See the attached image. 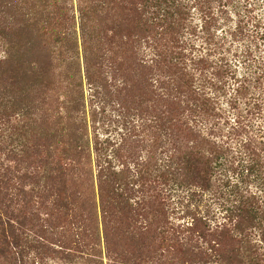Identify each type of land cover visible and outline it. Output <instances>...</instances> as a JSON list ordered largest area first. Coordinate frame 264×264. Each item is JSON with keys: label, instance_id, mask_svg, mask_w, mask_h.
Wrapping results in <instances>:
<instances>
[{"label": "trees", "instance_id": "obj_1", "mask_svg": "<svg viewBox=\"0 0 264 264\" xmlns=\"http://www.w3.org/2000/svg\"><path fill=\"white\" fill-rule=\"evenodd\" d=\"M233 1L0 0L2 264L55 243L17 232L43 233L42 210L66 237L93 218L95 245L102 222L109 264H264V23L222 33ZM238 34L254 40L245 75L228 58ZM108 101L143 138L92 140L88 102ZM175 195L186 224L169 218Z\"/></svg>", "mask_w": 264, "mask_h": 264}, {"label": "rangeland", "instance_id": "obj_2", "mask_svg": "<svg viewBox=\"0 0 264 264\" xmlns=\"http://www.w3.org/2000/svg\"><path fill=\"white\" fill-rule=\"evenodd\" d=\"M257 0H234L227 6L229 11L228 20L219 30L222 33H226L227 31H233L235 25L239 23L240 20H243V25L246 27L244 29L245 34H253V23L254 16L263 17L264 23V8H260L259 6L256 8L254 4H256ZM253 6V7H252ZM253 9L249 12V10ZM196 21H200V15L195 11ZM253 37H249V35L243 37V35L238 34L235 41L232 42L231 52L229 54V62L233 66L237 73L240 75H245L249 72L248 66L249 61L244 62V54L245 50L248 46H251V41ZM254 42V40H253ZM262 42V41H260ZM255 44V43H253ZM264 45L261 46L262 50H258L254 47V55H260L264 53ZM85 92L87 99L90 97V87L85 83ZM92 108H95L98 102H95ZM222 105H227V101L224 97H221ZM101 105L96 110L99 112L98 120L95 122L92 117V108L90 107V102H88V120H89V129L92 140H94L95 134L100 136L101 140H105L107 137H110L113 140H120L123 132L132 131L131 133L137 134L133 139L143 138V133L137 129L134 130V126L139 125V121L137 118H133L131 112L128 114L122 115L119 110L118 105H114L112 101H108L103 112L99 109ZM141 122V121H140ZM138 134H141L140 136ZM75 190H79V186H75ZM200 201V208L203 212L206 210L207 206H212L214 208H218L219 204L216 200L209 199L208 197ZM188 204L187 200H184V204L180 202L178 196H173L171 199V208H175V211L170 212L169 218L171 222L175 225L186 224L190 221V216L188 214H183L182 210L184 208L183 205ZM44 210H42L37 215L36 220L33 221V224L36 227H42V232H38L36 229L34 231L24 229L22 230L18 224H16L17 232H23L24 238H28V240L37 239L40 235L45 236L46 240L50 242H55L53 244L47 243L48 248H44L45 252L42 257H38L36 255V250L33 247L26 246L22 249H18V252L15 253L14 249L12 256H18L17 264H100L99 255L103 256V264H109V260L107 257L106 246L103 237L102 230V222H101V231H102V243L95 245V243H91L89 237L83 233V229H87L89 235L92 234V226L94 224V219H86V224L80 223V218L78 219V225L75 227V234L73 236L66 237L67 224L60 220L63 214H53L52 211L48 214H44ZM75 215V214H74ZM80 217V214H77ZM92 216L89 214L87 216ZM101 220V214H99ZM213 222L220 220L222 214H210L209 215ZM48 219V221H46ZM144 221V220H143ZM65 224V225H64ZM142 226V220L138 222L134 228H139ZM19 227V228H18ZM88 235V234H87ZM186 235V233H185ZM183 236V234H182ZM66 244V245H65ZM0 249L2 246L0 244ZM102 251V252H101ZM4 252L7 256L6 250L4 248ZM100 252V253H99ZM102 253V254H101ZM11 255V252L9 253ZM48 254V255H47ZM37 256V258H36ZM4 260H8V257L5 258L2 254L0 255V264L5 262ZM15 264V263H14ZM143 264V263H142Z\"/></svg>", "mask_w": 264, "mask_h": 264}]
</instances>
